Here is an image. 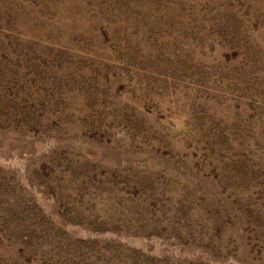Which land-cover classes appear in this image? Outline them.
I'll use <instances>...</instances> for the list:
<instances>
[{
  "label": "rangeland",
  "instance_id": "obj_1",
  "mask_svg": "<svg viewBox=\"0 0 264 264\" xmlns=\"http://www.w3.org/2000/svg\"><path fill=\"white\" fill-rule=\"evenodd\" d=\"M0 264H264V0H0Z\"/></svg>",
  "mask_w": 264,
  "mask_h": 264
}]
</instances>
